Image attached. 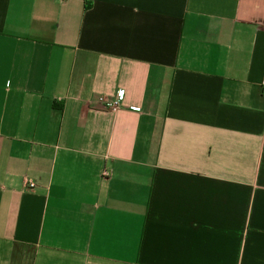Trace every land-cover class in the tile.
Masks as SVG:
<instances>
[{"label": "crops", "instance_id": "0c3cea01", "mask_svg": "<svg viewBox=\"0 0 264 264\" xmlns=\"http://www.w3.org/2000/svg\"><path fill=\"white\" fill-rule=\"evenodd\" d=\"M263 83L264 0H0V264H264Z\"/></svg>", "mask_w": 264, "mask_h": 264}, {"label": "built area", "instance_id": "2783aa9c", "mask_svg": "<svg viewBox=\"0 0 264 264\" xmlns=\"http://www.w3.org/2000/svg\"><path fill=\"white\" fill-rule=\"evenodd\" d=\"M263 89H264V85H263ZM123 97H124L123 90L122 89L117 90L110 99H106L103 101L104 108L110 111L116 110L120 106ZM28 185L32 187L33 183L30 181L28 182Z\"/></svg>", "mask_w": 264, "mask_h": 264}]
</instances>
